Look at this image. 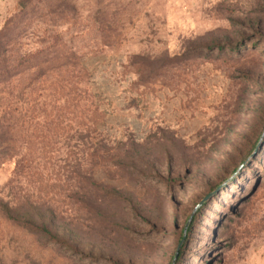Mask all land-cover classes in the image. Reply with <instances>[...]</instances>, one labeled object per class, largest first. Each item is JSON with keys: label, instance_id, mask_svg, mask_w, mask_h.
I'll use <instances>...</instances> for the list:
<instances>
[{"label": "rangeland", "instance_id": "obj_1", "mask_svg": "<svg viewBox=\"0 0 264 264\" xmlns=\"http://www.w3.org/2000/svg\"><path fill=\"white\" fill-rule=\"evenodd\" d=\"M0 264H264V0H0Z\"/></svg>", "mask_w": 264, "mask_h": 264}, {"label": "trees", "instance_id": "obj_2", "mask_svg": "<svg viewBox=\"0 0 264 264\" xmlns=\"http://www.w3.org/2000/svg\"><path fill=\"white\" fill-rule=\"evenodd\" d=\"M219 187V185H217V188ZM186 237H187V234L184 236V239H186Z\"/></svg>", "mask_w": 264, "mask_h": 264}, {"label": "water", "instance_id": "obj_3", "mask_svg": "<svg viewBox=\"0 0 264 264\" xmlns=\"http://www.w3.org/2000/svg\"><path fill=\"white\" fill-rule=\"evenodd\" d=\"M253 191H254V190H252V192H251V193H253Z\"/></svg>", "mask_w": 264, "mask_h": 264}]
</instances>
